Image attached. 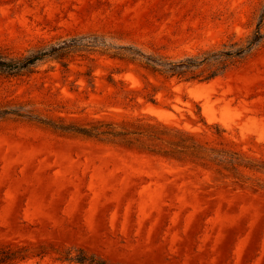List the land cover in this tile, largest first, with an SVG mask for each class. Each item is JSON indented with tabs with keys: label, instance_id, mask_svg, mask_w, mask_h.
<instances>
[{
	"label": "rangeland",
	"instance_id": "374dc122",
	"mask_svg": "<svg viewBox=\"0 0 264 264\" xmlns=\"http://www.w3.org/2000/svg\"><path fill=\"white\" fill-rule=\"evenodd\" d=\"M263 12L264 0H0V55L79 47L0 76V110L44 122L0 120V264H264V45L209 80L216 67L185 82L147 64L200 61Z\"/></svg>",
	"mask_w": 264,
	"mask_h": 264
},
{
	"label": "trees",
	"instance_id": "16d2710c",
	"mask_svg": "<svg viewBox=\"0 0 264 264\" xmlns=\"http://www.w3.org/2000/svg\"><path fill=\"white\" fill-rule=\"evenodd\" d=\"M77 39L71 38L64 40L54 45L38 48L27 52L24 55L18 57H8L0 55V76L5 77H22L31 74L33 70L42 62L47 60H56L62 62L72 50L79 48L76 45ZM264 45V12L260 15L254 30L248 35L242 42H234L228 45L222 51L215 53L204 54V58L197 61L198 58H188L177 63L161 62L147 60V64L151 68L166 77H176L185 82L198 80L199 76L194 74V70L202 65H206L210 68L216 67V69L209 73L207 77L202 80H209L217 75H222L227 71L230 66H233L238 61H241L248 57L251 53L259 49ZM63 67L66 64L61 63ZM6 117H17L26 119L29 121L38 122L44 124L39 119L25 115L17 110L13 109H1L0 120ZM77 133L90 136L85 130L76 131ZM78 264H95L92 259H74Z\"/></svg>",
	"mask_w": 264,
	"mask_h": 264
}]
</instances>
